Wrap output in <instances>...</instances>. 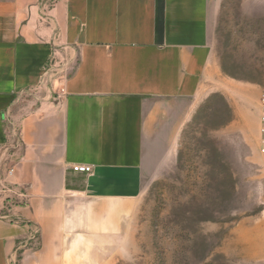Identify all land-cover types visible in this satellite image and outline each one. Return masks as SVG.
I'll use <instances>...</instances> for the list:
<instances>
[{
    "label": "crops",
    "instance_id": "0c3cea01",
    "mask_svg": "<svg viewBox=\"0 0 264 264\" xmlns=\"http://www.w3.org/2000/svg\"><path fill=\"white\" fill-rule=\"evenodd\" d=\"M262 89L264 0H0V143L19 142L28 202L0 219V264L27 223L40 238L18 264H81L79 233L135 211L186 139L258 143Z\"/></svg>",
    "mask_w": 264,
    "mask_h": 264
},
{
    "label": "rangeland",
    "instance_id": "374dc122",
    "mask_svg": "<svg viewBox=\"0 0 264 264\" xmlns=\"http://www.w3.org/2000/svg\"><path fill=\"white\" fill-rule=\"evenodd\" d=\"M225 112L217 103L211 119ZM229 141L186 139L144 179L135 211L122 203L103 236L79 233L81 264H264V155L251 138Z\"/></svg>",
    "mask_w": 264,
    "mask_h": 264
},
{
    "label": "built area",
    "instance_id": "2783aa9c",
    "mask_svg": "<svg viewBox=\"0 0 264 264\" xmlns=\"http://www.w3.org/2000/svg\"><path fill=\"white\" fill-rule=\"evenodd\" d=\"M259 142L258 152L264 155V89L259 94ZM19 147V142L0 143V219L5 220L11 224L18 222L9 217V211L16 205L26 206L27 195L14 187L9 181L14 173V164L12 158L15 151ZM71 171L77 174H90L92 167L88 165H72ZM29 232L26 239L19 243L13 259V264H18L17 259L23 251L34 247L40 238V229L36 224L27 223Z\"/></svg>",
    "mask_w": 264,
    "mask_h": 264
}]
</instances>
